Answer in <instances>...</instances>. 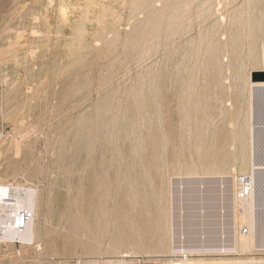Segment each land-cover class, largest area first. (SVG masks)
Wrapping results in <instances>:
<instances>
[{
    "label": "rangeland",
    "instance_id": "rangeland-1",
    "mask_svg": "<svg viewBox=\"0 0 264 264\" xmlns=\"http://www.w3.org/2000/svg\"><path fill=\"white\" fill-rule=\"evenodd\" d=\"M195 1L0 0V183L39 201L35 241L0 238V264H165L185 258L171 245L232 243L264 0ZM211 252L187 259L264 257Z\"/></svg>",
    "mask_w": 264,
    "mask_h": 264
},
{
    "label": "bare ground",
    "instance_id": "bare-ground-1",
    "mask_svg": "<svg viewBox=\"0 0 264 264\" xmlns=\"http://www.w3.org/2000/svg\"><path fill=\"white\" fill-rule=\"evenodd\" d=\"M250 90H251V94H250L251 96H250V104H249L250 105V109H249L250 117L249 118H251L250 122L252 121L251 126H250L251 127V134H250L251 135L250 137L251 155L249 159H248V156L245 155V157L242 160V168L246 169L249 163H251L252 168H251L250 175L254 178V187H253L252 194L246 199L239 200L236 198V196H235V200L233 198V206L234 205H235L234 207L237 206L239 208L237 210H240V212L237 215H235L236 212H234V216L232 217V221L234 225V229L232 230L233 231L232 243L229 246H227L224 243V245H222L219 249L217 248L216 250L205 248L206 247L205 245H203L204 247H201L202 245H200L199 248H195L194 246L186 247V245H182L183 243L182 244L179 243V245L178 244L171 245V246H174L172 247L173 249L172 253L174 256L177 254H181L185 258L172 260L165 264H193L189 262L187 258H188L189 253H193L195 251H201V253L217 251L222 254L232 253V254H238V255L239 254L249 255V254H253L255 251H264V231L262 229V225L260 224L261 223L260 216L264 217V81L263 82H252ZM230 182L232 183L231 186H233V189H234V185L236 186V178L235 179L233 178L232 180H230ZM230 182H228V184H230ZM229 188H230V185H229ZM38 202H39L38 195L37 193H35V191L32 188H23L20 186H16L12 188L11 185L9 184L0 183V238L1 239H11V240L19 239L21 241L26 240L27 242L28 240H33L34 237H36L35 236L36 228L38 226V213H39L38 212L39 210ZM237 202H240L242 205H238ZM21 206H27L34 212L33 218L27 225L26 229H24L22 232L16 230L15 228L17 212ZM239 222L242 225L247 223V225L250 227V232L248 234H244V233H241V234L239 233V235L236 234V226H237V223ZM238 230L239 232H241L240 227ZM199 233H200V230H199ZM246 258L244 260H238V259L229 260V261L227 260L228 262H226V260H223V262H220L222 261L221 259L219 260V263L221 264L241 263L243 264L244 262H246L247 264L248 263L254 264V262H257L261 264L264 262V257H259V258L246 257ZM202 261H205V260H202ZM213 262H215V260ZM211 263H212V260H211ZM122 264H126V263H123L122 261ZM215 264H217V262H215Z\"/></svg>",
    "mask_w": 264,
    "mask_h": 264
},
{
    "label": "built area",
    "instance_id": "built-area-1",
    "mask_svg": "<svg viewBox=\"0 0 264 264\" xmlns=\"http://www.w3.org/2000/svg\"><path fill=\"white\" fill-rule=\"evenodd\" d=\"M2 116V110H0ZM238 189L236 191V198L239 200L246 199L253 192L254 178L250 174H243L238 176ZM34 216V212L27 206H21L17 212L15 228L22 232L26 229L27 225ZM242 233H249L250 227L243 225L241 228Z\"/></svg>",
    "mask_w": 264,
    "mask_h": 264
},
{
    "label": "water",
    "instance_id": "water-1",
    "mask_svg": "<svg viewBox=\"0 0 264 264\" xmlns=\"http://www.w3.org/2000/svg\"><path fill=\"white\" fill-rule=\"evenodd\" d=\"M254 80H264V71H257L253 77Z\"/></svg>",
    "mask_w": 264,
    "mask_h": 264
}]
</instances>
